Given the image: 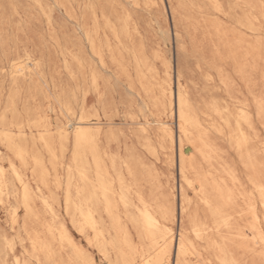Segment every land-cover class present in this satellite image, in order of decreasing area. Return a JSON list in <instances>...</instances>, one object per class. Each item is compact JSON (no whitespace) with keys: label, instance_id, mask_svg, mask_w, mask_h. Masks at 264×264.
<instances>
[{"label":"bare ground","instance_id":"bare-ground-1","mask_svg":"<svg viewBox=\"0 0 264 264\" xmlns=\"http://www.w3.org/2000/svg\"><path fill=\"white\" fill-rule=\"evenodd\" d=\"M166 3L176 43L182 27L212 44L207 66L218 84L207 73L203 86L194 83L192 91L177 74L173 91L170 61L160 60L156 52L149 56L138 13L148 14L145 26L151 29L154 7L163 11V0H0V99L17 94L31 80L29 67L37 69L40 61L30 51L31 44L54 51L73 48L74 66L73 103L62 107L66 123L52 130L38 110L26 122L2 114L0 200L10 195L2 149L24 163L30 139L42 144L55 161L56 148L70 144L68 174L75 183H67L65 204L73 206L76 231L107 264H264V141L255 125L258 120L264 127V50L259 55L261 42L254 45L250 38L256 34L263 41L264 25H255L250 0ZM237 9L240 17L234 16ZM158 59L161 71L154 65ZM103 71L147 105L148 117L136 100L123 101L125 124L135 126L133 137L149 156L160 161L166 157L172 169L175 163L177 208L174 192H161L163 178L173 176L142 163L127 147L121 151L122 132L104 130L114 126L116 112ZM36 80L42 94L47 85L38 73ZM173 117L175 131L169 123ZM33 131L36 135L31 136ZM227 148L243 160L241 175ZM33 163L42 177L47 175L41 159L33 157ZM9 171L21 183L19 204L31 215V191L17 166L9 163ZM188 190L195 192V199ZM71 191L76 200H71ZM41 202L52 211L48 200ZM17 210L15 206L14 218ZM62 226L56 236L69 245L71 259L63 261L50 245L31 239L35 253H42L46 264H97Z\"/></svg>","mask_w":264,"mask_h":264},{"label":"rangeland","instance_id":"rangeland-1","mask_svg":"<svg viewBox=\"0 0 264 264\" xmlns=\"http://www.w3.org/2000/svg\"><path fill=\"white\" fill-rule=\"evenodd\" d=\"M185 1L187 3L190 0ZM163 2V11L160 7H154L153 14L155 23L153 24V27L151 29H148L147 26H145V22L148 21V14H146L145 12L138 13L141 18L142 28L140 32L142 41L148 51L149 56H151L152 53L156 52L159 55L160 60L162 59L165 61H170L173 71L170 83L173 91L175 90V81L177 74L181 77L182 82L187 85L188 88L192 91L193 84L195 83L200 86L202 83L201 79L203 78L204 74L207 73L214 78L215 84H218L214 71L209 69L207 66L210 62H212V56L210 53L213 49L211 46L212 44L206 40H202L198 34L197 36H192L187 31H184L182 27L178 29L181 38L176 43L174 40V36L172 35V30L174 29H172V22L170 20L166 0H163ZM250 3L252 5L253 15L257 18V20L254 21L255 25L263 26L264 0H250ZM240 15V10L237 9L234 16L240 17ZM169 37H171L172 39H169ZM260 37L261 36H257L256 34H253L250 37L254 45L258 40L261 42L260 45H258V48H256L259 49L258 54H261V51L264 50V40L261 41L259 39ZM167 38L169 40H167ZM165 41L167 43H165ZM161 45L165 47H162ZM220 46V54L223 56V58H225L226 53L223 50V46ZM29 49L30 51H32V54L36 57V59H38V61L40 60L38 67L37 69H35L33 66L29 67V70L32 71L31 80H27L28 82L26 81L23 84L20 92H18L17 94H10L9 96L7 94L1 97L0 119L2 117V114L5 113L4 115L7 120L16 118L18 122H26L31 120V116L29 114H31L33 110H38L44 117L48 119L51 124V129L54 130L57 126L64 124L67 121V116L65 112H63L62 107L69 108L73 103V48H62L60 50L54 51L53 49L37 47L31 44ZM160 60L156 61L154 65L161 71L162 66L160 65ZM219 63L221 65H224L223 61ZM226 67L229 71H231L230 67H228L227 65ZM37 73L43 78L47 85L46 87L43 86L42 94H39L35 87L36 83L38 82L36 80ZM103 73L109 79V102L116 112L114 126H103L104 130L106 131L108 128H112V130H118L122 132V135L120 134L118 136L119 148L121 151L124 147H127L131 150L132 154L136 153L139 156V159L142 163L147 165L149 164L148 166L151 165L155 170L159 172H169V174L174 177L163 178V186L161 192L163 193V195H168L169 192L173 191L174 195H176L174 205L175 208H177L178 174L175 163L172 169V167L170 168L167 165L168 161L166 160V157L161 156L160 161L149 156L148 153L137 144L133 137L135 126L125 124L123 116L125 112V106L123 104V101L129 99L136 100L137 105L144 111V113L148 117L147 105L142 100L137 99V95L127 85L117 81L108 71H103ZM202 86L203 85H201L200 88ZM47 88L48 90H46ZM93 101L94 100H91L89 102L93 103ZM169 123L175 131V118L173 117V119H171ZM255 125L256 131L259 134V139L261 141H264V127L258 120H255ZM26 131L29 136L30 131H28V129ZM33 135H36L35 131H33V133L31 134V136ZM28 140L29 141H27L24 146L28 154V158L24 163H21L18 159H16L13 154L8 153L4 149H2V157L4 159L2 163L7 171L6 179L9 185L10 195L9 197H2L0 200V264H46L43 254L35 253V250L31 245V239H39L40 241L47 243L48 245H50L53 251H55V253L60 256L61 260L67 262V259H71L70 257H72V253L70 251L71 249H69L70 247L66 242L60 243L58 236H56L57 232L60 229V226L62 225V227H64L66 230L67 236L73 242L83 247V249L88 254L94 256L97 264H107L108 262L103 257L97 254L87 245L85 236L80 235L76 231L72 220L73 206L72 204H65L67 183H71V186L75 183L73 181V178H71V175L68 174V167L72 165L71 145L66 144L61 149L58 146L56 148L58 158L57 160L52 161L42 144H40L39 142H30V139ZM188 149L190 148L187 146V150ZM111 150H116V146L114 144L111 145ZM227 153L229 158L232 159L233 166L236 169L237 173L241 175L244 171L243 160L238 158L235 153L229 148H227ZM190 155L191 154H189V156ZM133 156L135 155L133 154ZM33 157L41 159L47 171L46 176L42 177L40 175L39 170L33 163ZM9 163H13L19 168L23 178L22 180L27 184L31 191V194L33 196V200L29 204V208L32 211L31 215L19 204L22 187L20 186L21 183L13 178L11 173L9 174ZM242 176L244 178V175ZM241 184L242 190H245L246 187L243 183V180H241ZM71 186L69 188H72L73 191V187ZM174 186L176 187V189H174ZM171 187H173V189ZM72 191L69 196L73 201L76 200V198ZM188 194L191 199H195L194 191L188 190ZM42 198L49 201L52 211H49L48 208L42 204ZM15 206L18 207V210L17 216H15L14 218L12 215V211ZM48 228H52L50 233L47 231ZM176 232L177 227L175 225V233ZM110 254L112 260H115L114 252L111 251ZM69 264H71V262H69Z\"/></svg>","mask_w":264,"mask_h":264}]
</instances>
